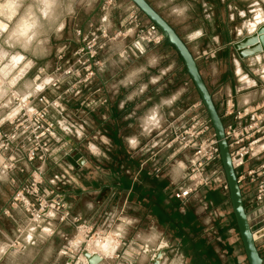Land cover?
<instances>
[{
	"label": "crops",
	"instance_id": "1",
	"mask_svg": "<svg viewBox=\"0 0 264 264\" xmlns=\"http://www.w3.org/2000/svg\"><path fill=\"white\" fill-rule=\"evenodd\" d=\"M1 1L5 3L0 5V60L7 61L1 71L9 70L22 77L33 71L41 45L55 43L59 38L62 48H66L72 43L71 38L63 37L66 31L77 27L86 32L99 22L96 9L100 0ZM146 1L187 46L222 120H230L225 117V109L231 105L234 113L245 114L261 105L264 82L252 78L242 64L264 61V53L239 60L229 44L264 24V0H251L246 7L240 2L247 0H218L219 8L212 5V0ZM8 4L20 7L9 8ZM132 7L128 0H115L100 21L106 18L109 31H118L120 28L113 22ZM248 7L251 10L247 14H254L250 22L244 20ZM139 20L144 25L149 23L141 13ZM23 26H27L26 42L5 43L15 27ZM120 53L119 49L110 55L116 60L113 68H108L109 53L99 57L103 68L98 75V97L105 102L97 98L96 112L83 117L87 145L80 149L81 153L77 150L63 156L58 160H65L59 164L60 161L48 160L45 166V177H60L57 189L65 195L71 216L78 220L77 227L54 220H39L27 226L24 215L9 205L26 174L0 172V248L14 239L16 228L24 227L20 238L24 249L0 255V264H35L41 256H45V262L58 264L62 244L67 251L63 264H76L84 243L77 240L86 233L92 236L90 240L110 238L115 243L111 254L98 253L100 264L113 262L122 249L127 256L139 252L134 264H152L158 249H163L159 264H212V185L185 203L172 196L176 187L186 184L190 152L170 144V140L174 129L201 113L199 97L194 87L184 83L180 58L164 41L156 47L146 45L129 62ZM24 61H30L31 67ZM47 81L48 78L44 80ZM34 83L26 89V96L43 89L44 85L35 87ZM8 104L0 106V124L10 119L9 109L18 111L17 106ZM248 119L247 116L235 124ZM60 136L74 149L67 136ZM23 164L20 161L19 165ZM261 165L264 166V151L246 163L249 169ZM259 174L263 179L259 175L258 179L264 181V168Z\"/></svg>",
	"mask_w": 264,
	"mask_h": 264
},
{
	"label": "built area",
	"instance_id": "2",
	"mask_svg": "<svg viewBox=\"0 0 264 264\" xmlns=\"http://www.w3.org/2000/svg\"><path fill=\"white\" fill-rule=\"evenodd\" d=\"M112 3L113 0H103L101 10L106 11L112 6ZM126 22L137 31V40L129 55L125 56V52L121 53V56L127 57L126 59L129 61L140 51L139 48L146 45L158 46L163 42L158 29L153 24L149 23L146 27H141L137 20V12L131 13ZM78 34L82 43L80 48L72 54V57L75 58L73 65L62 69L58 77L54 76L49 81L47 89L58 90L64 79H73L75 84L63 90V94H67L76 90L75 85L85 87L95 75L96 49H102L103 44L95 48L97 37L93 33L90 34L92 39L84 44L88 37L84 36L81 31H78ZM101 37L106 38L105 31H102ZM202 56H206V53L203 52ZM61 58L60 56L59 59ZM59 70L56 69L55 72ZM95 92L99 93L100 89L97 88ZM37 101L41 104L40 108L33 106L35 103L33 98L17 100L18 112L5 122L7 129L4 130V123L0 124V172L17 171L26 174L25 180L14 190L9 205L11 209H17L24 215L27 226L35 224L39 220H54L58 224H69L76 228L78 220L71 216L65 195L57 189L60 177L58 175L50 179L45 177L46 162L48 160L57 162L62 156L68 155L71 150L68 142L54 148L53 144L59 143L63 138L58 139L54 124L48 118L49 109L58 110L60 108L63 101L62 94L56 95L51 101L40 96ZM101 102L105 101L102 99ZM91 103L93 102L91 101ZM228 110L229 112L225 116H232L233 123L224 125V136L229 149L231 166L241 188L244 186L255 188L252 200L259 209H263L264 181L258 179V174L264 166L249 169L246 163L248 159L256 158L264 151L262 148L264 143V102L257 109L246 114L243 111L234 113L232 105ZM247 116L249 118L247 122L235 124ZM170 144L178 145L181 150L190 152V162L185 175L186 184L176 187L172 195L175 200L185 203L201 189L212 185L213 172H222L217 142L209 120L203 119L199 115H193L184 126L173 130ZM20 161H23L24 164L19 165ZM210 169L214 171L212 172ZM224 189L227 190L226 182ZM250 192L249 194H251ZM261 231L264 232V228L252 232L255 236ZM15 233L16 237L8 242L5 253L23 250L24 244L20 238L24 233V228H16ZM263 236L264 234L256 239ZM84 239L86 240H84L81 251L86 250V241L92 239V236L86 233ZM138 256L139 252L127 256L125 250L122 249L109 264H134Z\"/></svg>",
	"mask_w": 264,
	"mask_h": 264
},
{
	"label": "rangeland",
	"instance_id": "3",
	"mask_svg": "<svg viewBox=\"0 0 264 264\" xmlns=\"http://www.w3.org/2000/svg\"><path fill=\"white\" fill-rule=\"evenodd\" d=\"M114 1L115 0H113V3ZM251 2H252L251 0H247V1L240 2V3L242 6L246 7L248 6V3L251 4ZM2 3H5V1H1L0 5ZM113 3H112V6L109 7V9H107L106 11H102L101 8H99L96 11V13H99L98 14L99 15L98 24L97 25L93 24L90 26V28L86 32H82L84 36L88 37L87 41H85L84 44H86V42L92 39V37H90L91 33H93L97 37V40L95 41V48L103 44L102 49H96L95 62H97V65L94 66L95 75L90 79L89 84H87L85 87L83 85H75L76 90H73L67 94H63L64 89H66L67 87H71L73 84H75V81L73 79H64V81L62 82L60 86V89L58 90L47 89V85L49 81L54 76L58 77L62 69H67L68 67L72 66L73 62L75 61V58L72 57V54L76 50H78V48H80L81 43H82L81 37L78 34V31L80 30L77 27H74L72 31L70 30L66 31V34L63 35V37H66L67 39L69 38L72 39V43L69 45H66L65 46L66 48H62L64 44H60L58 42L59 38H57V41L55 43L41 45V50L39 54L37 52V55H39L40 58L33 61L35 63L33 71L31 70L33 74H31L32 73L31 72L30 75H26L25 77H22L14 73L10 74L11 71L9 70H8L9 74H7L8 71L2 72L1 68L7 63V61L0 60V106L5 105L6 103H9L8 106L12 107L13 105L16 106L17 100L19 99L33 98L35 99V103L33 104V106L35 108H40L41 104L38 103L37 101V99L40 96H44L47 100L51 101L56 95L62 94L63 101L60 105V108L58 110L49 109L48 118L54 124L55 130L57 132V137L59 136L58 139L61 140L60 137L63 138V136H60V133H61L62 135L67 136L70 142L73 143L74 149L71 147V143L69 144L66 138L61 140L59 143L53 144L54 148H56V147H60L61 144L68 142L69 148L71 149L68 154L69 156H71V154H75L76 153L75 151L77 150L78 152L81 153L80 149H83L84 145L85 146L87 145L85 143L86 141H84V138L86 135L85 133L87 131L86 129L87 125L83 117L84 115H86V113L94 114L97 110L98 99L102 101V98L98 97L100 92L99 93L95 92L98 86V83H97L98 75L102 73V68H103L102 60L99 57L103 55L105 56L107 53H109V56H110L114 52L119 51V49L121 53L125 52V56L129 55L130 50L133 49L134 44L137 40V31L135 29H132V26L128 25L126 22L128 19V16L131 13L137 12V20L139 21L141 27L144 28L150 23L149 22L147 25H144L142 21L139 20L140 12L137 10L135 6H133L129 13H127L121 19L117 17V19L113 22L114 23L113 25L117 26L116 28L119 27L120 30L109 31L106 25V21H107L106 18L104 22L100 20H101V17H103L113 7ZM261 6H262L261 8L263 11L262 15H263V20H264V4H261ZM236 7H237V4H236ZM1 9L2 7H0V11ZM249 10H251V7H248L247 9H245L246 16L244 20L247 22H250L252 20V16L254 15L253 13L247 14V11ZM0 15H2V13ZM144 19L147 20L145 17ZM17 20H18V16L15 17L14 24H16ZM102 31L106 32V38L101 37ZM17 46L21 47L22 49L25 47V45H17ZM17 46L15 45V48ZM149 46L156 47L157 45H149ZM26 48H24V50ZM139 49L142 52L145 50V46ZM48 54L50 55L46 56ZM60 56L62 57L61 59H59ZM110 57L111 59L107 60L108 68H113L116 60L113 59L112 56ZM203 57H206V56H203ZM126 61L129 62L128 59H126ZM24 64L30 65L31 67L30 61H24ZM178 65L179 67H183L181 60L179 61ZM11 67H13V65ZM242 67L244 70L250 73L252 78L261 79L264 82V61L263 59L259 60V62H256L255 60L253 62H244L242 64ZM56 69H60V70L55 72ZM36 70H40L39 73H36L35 72ZM243 74H245L244 71H243ZM19 78L21 79L20 81L18 80ZM47 78H48V81L44 82V80ZM34 81L35 83L33 86L37 87V86L44 85L43 89L37 94L35 93L34 95L26 96L28 94L26 89L29 88V86L33 84ZM184 83L188 84L189 86L191 85L193 87V84L190 81L189 77L186 75V73L184 77ZM263 100L264 98L262 99L261 103L264 102ZM91 101L93 103H91ZM199 108L201 109V113H199L198 115L203 119H208L204 108L201 105L199 106ZM12 110L13 109H9L10 119L13 118L18 112L17 111L15 113V112H12ZM228 112L229 110L228 108H226L225 115H227ZM225 117L230 118V120L232 121L229 122L230 120L225 121L223 119L222 120L223 125L233 123L232 116H225ZM3 126H4L3 127L4 130H6L7 126L6 125H3ZM212 133H213V130H212ZM92 142L96 143V140L94 139L92 140ZM62 160L64 161L65 159L63 158ZM62 160L61 161L59 160L60 162H58L57 164L61 163ZM210 170H212V172L214 171L213 169H210ZM215 172L216 173L214 172L212 173V178H213V182H212V264L214 263L216 264H247L245 256H244L243 248H242V245L239 239L238 231L235 225V221L233 218V214L231 211V206H230L229 199H228V191L224 189L225 177H224L223 171L222 172L215 171ZM258 175H259V178L261 179L263 174L262 175L258 174ZM240 189L242 190L244 194L243 203H244L245 212L247 213L249 221H250L251 230L253 232H257L260 229L264 228V208L259 209L257 204L253 202L252 193H253V189H255L253 186L251 187L244 186L242 188L240 187ZM249 192L251 194H249ZM22 228L24 227H20V229ZM14 239H11V240H14ZM81 239L83 241L86 240L84 239V237L80 235L77 241ZM254 239H256L255 236H254ZM62 242L64 241L62 240ZM93 242H98L100 246L107 248L106 251L104 252L103 251L101 252L100 250L89 251L90 250L89 246H91ZM7 244L8 243L6 242L3 245V247L0 248V255L5 253L4 251H5V247L7 246ZM114 244H115L114 241L111 240L110 238H105L103 240H100V239L89 240V241H86V251H88L89 253H95V254L99 253L101 255H108V254H111L112 251L114 250L113 248L115 247ZM255 244L257 246V250L260 253V256L264 259V246H263L264 236L260 239H256ZM61 250L62 252L61 251L60 252L62 253V256L58 257L57 259L58 264L64 263V258L66 257L65 244H62ZM44 259H45V256H41V258L35 264H55L54 261L52 263L51 262L49 263V262H45ZM79 259L80 260L82 259V260L80 261L76 259L75 261L76 264H81V263L85 264V259L82 256L81 258L79 256Z\"/></svg>",
	"mask_w": 264,
	"mask_h": 264
},
{
	"label": "water",
	"instance_id": "4",
	"mask_svg": "<svg viewBox=\"0 0 264 264\" xmlns=\"http://www.w3.org/2000/svg\"><path fill=\"white\" fill-rule=\"evenodd\" d=\"M137 10L159 31L163 41L169 45L179 56L186 75L189 77L193 87L199 97L200 105L204 108L215 140L217 142L221 168L225 177L228 191V199L231 211L238 231L239 239L243 248L247 264H264V259L260 256L250 221L245 212L240 186L237 182L236 174L231 166L230 154L224 136V125L221 116L218 114L211 95L206 88L195 59L192 57L187 46L178 37L172 27L148 4L146 0H128ZM103 3L100 0L98 10ZM239 60L264 53V24L251 34H248L238 41L229 44ZM264 234L263 231L256 234V238ZM163 255V249H158L152 259V264H159ZM85 259V264H100L102 258L95 253L86 250L81 252Z\"/></svg>",
	"mask_w": 264,
	"mask_h": 264
},
{
	"label": "clouds",
	"instance_id": "5",
	"mask_svg": "<svg viewBox=\"0 0 264 264\" xmlns=\"http://www.w3.org/2000/svg\"><path fill=\"white\" fill-rule=\"evenodd\" d=\"M9 8H18L20 5H8ZM27 31V26L23 27H15L5 38V43L14 42L19 43L21 40L24 42L27 41V37L25 35Z\"/></svg>",
	"mask_w": 264,
	"mask_h": 264
},
{
	"label": "bare ground",
	"instance_id": "6",
	"mask_svg": "<svg viewBox=\"0 0 264 264\" xmlns=\"http://www.w3.org/2000/svg\"><path fill=\"white\" fill-rule=\"evenodd\" d=\"M10 3H11V2H10ZM10 3H9V4H10ZM9 4H8V5H9ZM255 238H256V236H255ZM114 245H115V244H114ZM89 247H90V250H89V251H94V250L97 251V250H100L101 252H102V251L104 252V251H106V249H107V248H104L103 246H100V244H98V242H93L92 245L89 246ZM112 247H113V246H112ZM113 248H116V247H113ZM104 254H105V253H104Z\"/></svg>",
	"mask_w": 264,
	"mask_h": 264
},
{
	"label": "trees",
	"instance_id": "7",
	"mask_svg": "<svg viewBox=\"0 0 264 264\" xmlns=\"http://www.w3.org/2000/svg\"><path fill=\"white\" fill-rule=\"evenodd\" d=\"M216 5V7H218L219 8V3H218V0H212V5ZM220 10V9H219ZM220 14H221V12L220 11H218ZM170 47V46H169ZM241 194H242V198H243V192H242V190H241ZM244 204V203H243ZM257 247V246H256ZM259 252V251H258ZM260 254V253H259Z\"/></svg>",
	"mask_w": 264,
	"mask_h": 264
}]
</instances>
